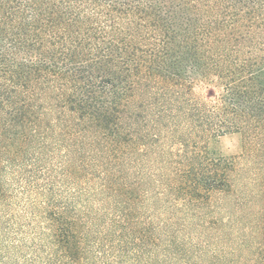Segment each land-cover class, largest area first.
<instances>
[{
    "label": "trees",
    "instance_id": "1",
    "mask_svg": "<svg viewBox=\"0 0 264 264\" xmlns=\"http://www.w3.org/2000/svg\"><path fill=\"white\" fill-rule=\"evenodd\" d=\"M231 133L264 167V0H0V264H264Z\"/></svg>",
    "mask_w": 264,
    "mask_h": 264
},
{
    "label": "rangeland",
    "instance_id": "2",
    "mask_svg": "<svg viewBox=\"0 0 264 264\" xmlns=\"http://www.w3.org/2000/svg\"><path fill=\"white\" fill-rule=\"evenodd\" d=\"M200 92L199 89L195 90L196 94ZM137 108L138 103L132 106V110ZM208 150L216 157L234 159L237 166V173L233 181L236 197L215 199L214 206L224 209L223 216L233 214L236 217H241L244 226L254 223L255 214L264 203L262 158L253 154L252 143L239 133L227 134L212 140L208 145ZM235 198L239 199L238 203Z\"/></svg>",
    "mask_w": 264,
    "mask_h": 264
}]
</instances>
